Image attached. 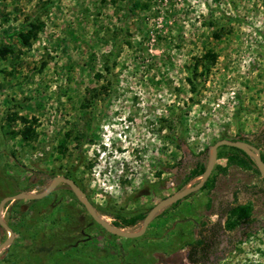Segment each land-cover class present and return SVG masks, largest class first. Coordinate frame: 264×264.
<instances>
[{
    "label": "rangeland",
    "instance_id": "374dc122",
    "mask_svg": "<svg viewBox=\"0 0 264 264\" xmlns=\"http://www.w3.org/2000/svg\"><path fill=\"white\" fill-rule=\"evenodd\" d=\"M263 130L264 0H0V199L65 176L136 231L198 182L216 140ZM230 152L137 237L105 230L63 182L10 200L0 264H188L212 229L226 247L214 264H264V184Z\"/></svg>",
    "mask_w": 264,
    "mask_h": 264
},
{
    "label": "water",
    "instance_id": "95a60500",
    "mask_svg": "<svg viewBox=\"0 0 264 264\" xmlns=\"http://www.w3.org/2000/svg\"><path fill=\"white\" fill-rule=\"evenodd\" d=\"M221 145L232 146V147L238 148L242 150L243 152H245L253 160L261 178L264 179V162L261 159L260 151L257 147H255L254 145L244 140H230L226 138L218 139L208 147V160L204 167V170L198 176H196L199 179L197 183L189 184L173 192L172 194L163 197L146 212V214L144 215L142 219L141 226L138 230L125 231L121 229L120 227L114 226L113 224L109 223L104 218H101L97 214V212L94 210L93 206L87 199L84 192L73 181V179L65 177V176H54L51 182L49 183V185L46 187V189L43 190L42 192H38V193L19 192V193H15L12 195L4 196L3 198L0 199V226L3 227L5 230H7L9 233L7 238H5L0 243V248L8 245L10 242H12L14 238L13 230L2 220V217H1V209L3 208L4 204L10 200H15V199H36V198L43 197L44 195L48 194L51 190H53V188L60 182L66 183L69 186V188L74 193V195L77 197V199L83 204L88 214L105 230H107L110 233H113L115 235L125 237V238H132V237L140 236L145 231L152 217L159 210L176 202L177 200L184 198L188 194L202 187V185L208 178L209 174L211 173L215 165V162L217 159V149Z\"/></svg>",
    "mask_w": 264,
    "mask_h": 264
},
{
    "label": "flooded vegetation",
    "instance_id": "af4514ba",
    "mask_svg": "<svg viewBox=\"0 0 264 264\" xmlns=\"http://www.w3.org/2000/svg\"><path fill=\"white\" fill-rule=\"evenodd\" d=\"M246 141V140H245ZM246 142L252 144L255 146L254 141L253 140H247ZM257 147V146H255ZM258 148V147H257ZM259 151H261L260 148H258ZM256 167V166H255ZM258 177H260V182L261 179L264 180L263 178H261L260 174H258ZM260 188H258L259 191H261L262 189H264L263 186H259ZM261 189V190H260ZM264 191V190H262ZM264 224V219L263 218H258L255 220V225L258 229L262 228V225ZM213 231H211L209 233L208 238H204L202 240H200V242L197 244H192L190 245V247L187 249L186 252V262L188 264H214L215 261L217 260V253H223L224 247H220V240H219V235L216 230L212 229ZM241 230H245V231H249L250 229L248 228V223L243 222L240 225V228L238 229V234L236 238H232L230 240H227L228 243H232V241L234 240H238L242 238V234H241ZM244 237V235H243ZM228 246V245H227Z\"/></svg>",
    "mask_w": 264,
    "mask_h": 264
},
{
    "label": "trees",
    "instance_id": "16d2710c",
    "mask_svg": "<svg viewBox=\"0 0 264 264\" xmlns=\"http://www.w3.org/2000/svg\"><path fill=\"white\" fill-rule=\"evenodd\" d=\"M32 27L29 28V30L27 31V34H25V40H27L29 38V35L32 31L31 29ZM255 146H257L258 148L261 149L260 151V156L262 161L264 162V130L261 131L258 135L255 136V138L253 139ZM221 147H228V149L231 151L230 153L225 154V157L228 161L229 164H234L240 168L243 169H247L252 171L254 174H259L257 168L255 167V164L253 162V160L242 150L232 147V146H226V145H221ZM222 154L217 153V158L220 157ZM227 166H221L216 164L215 168H217L220 171H225ZM204 170V165L199 164L195 169H193V174H200L202 171ZM208 181V179H206V181L204 182V184L202 185L201 188H203L206 184V182ZM261 183L264 184V180L261 179ZM179 200H177L174 203H177ZM140 217H144V215H141Z\"/></svg>",
    "mask_w": 264,
    "mask_h": 264
}]
</instances>
